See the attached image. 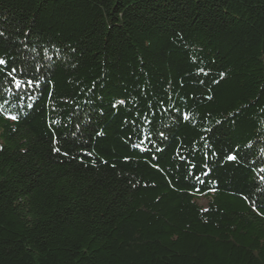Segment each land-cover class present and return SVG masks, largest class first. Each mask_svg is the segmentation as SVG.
Listing matches in <instances>:
<instances>
[{"label": "trees", "instance_id": "1", "mask_svg": "<svg viewBox=\"0 0 264 264\" xmlns=\"http://www.w3.org/2000/svg\"><path fill=\"white\" fill-rule=\"evenodd\" d=\"M0 60V264H264V0H0Z\"/></svg>", "mask_w": 264, "mask_h": 264}, {"label": "snow or ice", "instance_id": "2", "mask_svg": "<svg viewBox=\"0 0 264 264\" xmlns=\"http://www.w3.org/2000/svg\"><path fill=\"white\" fill-rule=\"evenodd\" d=\"M4 63V61L3 60H0V64H3ZM201 71H203L202 69H201ZM32 82L31 81H29V84H31ZM19 86V85H18ZM121 103H123V101H121ZM16 117H12V119H15ZM189 117L186 115L185 116V119H188ZM57 151H59V149H57ZM228 159H230V160H232V159H235V156L234 155H230L229 157H228Z\"/></svg>", "mask_w": 264, "mask_h": 264}]
</instances>
